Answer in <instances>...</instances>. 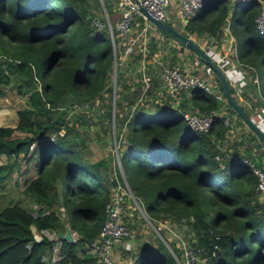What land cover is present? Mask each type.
I'll return each mask as SVG.
<instances>
[{
	"label": "trees",
	"instance_id": "1",
	"mask_svg": "<svg viewBox=\"0 0 264 264\" xmlns=\"http://www.w3.org/2000/svg\"><path fill=\"white\" fill-rule=\"evenodd\" d=\"M103 6L110 19L111 1L103 0ZM203 8L208 13L189 20L185 31L218 41L228 25L242 67L263 70L264 35H258L253 22L258 3L210 0ZM93 20L102 22L103 28L95 30ZM112 67L99 0H0V88L11 85L25 95L26 103L16 110L14 128L0 126V156L7 158L0 175L9 174L10 160L18 155L37 156L36 176L23 181L21 193L41 207L36 215L18 204L0 209V264H45L44 255L52 250L53 237L64 232L65 223L77 238L73 243L58 239L54 264H96L86 245L103 222V207L113 188L108 180L111 170L82 157L78 132L64 117L68 110L85 104L93 107L98 100V109L104 108L102 114L111 121ZM120 87L114 119L116 135L125 128L120 168L148 219L186 225L193 233L188 237L191 244L204 252L215 242L219 258L210 264H264V203L257 200L251 171L231 158L241 155L259 165L248 148L250 143L255 149L259 144L252 135L233 143L226 138L229 128L219 119L205 136L189 130L182 118L187 110L209 114L225 110L237 117L235 112L193 89L191 107L185 99L179 110L155 106L150 114L139 112L128 118L122 102L131 104L130 94L126 84ZM260 87L264 97V83ZM64 96L68 100L63 101ZM149 117L153 121L148 125ZM211 136L230 143L221 162L213 157ZM124 199L126 203L125 195ZM58 202L66 219L53 208ZM32 228L40 234L38 240ZM143 250L142 262L139 257L133 264H176L162 244Z\"/></svg>",
	"mask_w": 264,
	"mask_h": 264
},
{
	"label": "built area",
	"instance_id": "2",
	"mask_svg": "<svg viewBox=\"0 0 264 264\" xmlns=\"http://www.w3.org/2000/svg\"><path fill=\"white\" fill-rule=\"evenodd\" d=\"M99 1L104 11L105 26L113 53V67L108 80V86L111 88L110 123L113 133L111 155L115 158V162L121 170L119 152H122L125 146V128L123 126L117 135L114 128L115 113L117 112L115 104L119 97L118 91L121 89V84H126L128 93L130 94L131 104L128 103L127 105L126 102H122L123 110L128 112V118L139 112H150L155 106L166 110H179L181 103L193 89H198L208 94L221 104H226V102L214 73L204 65L199 66L194 64L190 66L185 64L184 58L181 57L184 54L186 56L187 54L190 55V53L181 49L173 40L163 36L145 15L147 13L150 18L165 22L171 28H173V25H179L178 29L175 30L194 42L197 40L198 42L195 43L204 49L200 40L201 37L187 33L185 27L189 20L195 17L210 0H138V2L134 0H110L112 12L121 15V18L115 21V23L110 21L103 6V0ZM239 1H254L258 3L259 9L253 22L258 35H264V0ZM92 24L97 31L101 30L104 26L98 20H93ZM209 42L212 46L216 44L214 39H210ZM176 49L178 53L175 51L173 52L174 55H178L182 59L179 64L172 57V50ZM229 52L232 53L233 63L226 58ZM214 60L224 73L227 81L231 79L228 73L229 67L235 64L242 66L236 56L233 37L232 43L228 44L223 53ZM195 62L196 64H200L197 60ZM231 86L233 92H230V94L233 98L243 108L245 106L250 108L249 102L244 101L245 103L242 104L238 101L237 98L242 99L240 89L234 83ZM107 96V94H104L103 97L107 98ZM95 102H98V100ZM86 107L87 109L90 108L85 104L76 106L67 112L72 116L75 114L79 115V113L84 114L83 110L85 111ZM182 118L189 130L204 134L205 136L209 135L214 121L219 119L224 127L229 128L226 138L234 136V117L227 111L221 110L209 114L201 113L197 110H187L182 113ZM226 138L210 137L214 151L213 157L218 162H221L223 156L231 150L226 142ZM29 149H32V145ZM231 158L234 162L246 166L251 171L255 179V191L264 197V166L256 165L254 162L242 158L241 155H232ZM221 167L223 166L221 165ZM123 178L122 184L119 182L116 174H113L108 179L113 184V188L110 190L108 200L103 207V222L96 236L86 245L87 255L96 264L129 263V261L123 263L118 258L120 252H115V246L123 240H127V242L123 243L122 248H120L123 255L131 252V244L128 240L130 232L127 224L123 221L122 214L123 207L126 205L123 202L125 200L124 195L127 201H134V197L127 186L124 175ZM136 204L139 207L138 203ZM157 223L160 230L169 235V239H166V241L168 244H173L174 247L170 246L168 250L176 264H210L213 258H219L217 253L219 248L215 242L212 244L210 251L204 252L191 244L189 238L180 234L170 222L162 221ZM71 235L75 241L77 238L75 232L71 231ZM213 237L215 240L218 239L217 236L213 235Z\"/></svg>",
	"mask_w": 264,
	"mask_h": 264
},
{
	"label": "rangeland",
	"instance_id": "3",
	"mask_svg": "<svg viewBox=\"0 0 264 264\" xmlns=\"http://www.w3.org/2000/svg\"><path fill=\"white\" fill-rule=\"evenodd\" d=\"M121 15L119 13L112 12L110 14V21L115 23V21L119 20ZM179 25H173V29H178ZM159 33V32H158ZM195 42H198L195 40ZM177 52L176 50H172V57L176 63L181 62V58H185L186 61H189V58L186 57V54L181 58L178 55H174L173 52ZM264 80V78H263ZM35 81L37 79L35 78ZM9 87L0 88L3 91V95L0 96V108H7L8 105H13V108L17 110V108L26 106L25 103V95L16 93L15 89H10ZM68 96V95H66ZM68 100V97H63V101ZM99 102H95L93 107H90L86 110H83L85 114L83 118L75 119L74 116L70 115L68 112L66 113L64 119L69 118V122L72 123L76 131L78 132L77 148L84 159H87L90 162H101L105 164L110 170V175L116 174L119 177V182L123 183V172L119 169V166L115 162V158L111 155V149L113 146V133H112V125L108 122L107 117L102 114L104 108L98 109ZM47 107V105H45ZM65 108L67 106H64ZM67 111V109H66ZM118 112V110L116 109ZM148 125L152 123L151 117H149ZM16 136V134H15ZM242 141L244 138L242 137ZM32 150V149H30ZM77 150V151H78ZM120 158L123 157V152H119ZM33 155L23 156L22 154L18 155L14 158V162L10 160V172L8 175H0V209L7 205L18 204L20 206L28 209L31 214L36 215V212L41 209L40 205L35 201L25 198L22 196L21 190L23 188V180L28 179V175L24 174L26 171H33V166L37 162V156L32 158V161L29 162V158ZM140 156L136 157L139 158ZM147 157V156H146ZM253 157L254 154H253ZM144 160H146L145 156H142ZM257 162L260 163V157H257ZM147 160L149 158L147 157ZM122 161V160H121ZM7 162V161H6ZM4 162H0L2 164ZM100 163V164H101ZM98 164V165H100ZM120 164V163H119ZM3 166V165H1ZM230 172V171H229ZM33 176V173H32ZM137 201L128 200L126 201V205L123 207V220L127 224L128 230L130 232L129 242L131 244V252L123 255L120 248L124 242L127 240H123L117 246H115V252L119 251L118 258L122 260L123 263L127 261H131L133 263H137L139 261L142 262L143 258L141 257V253L145 250L143 249H156L160 247L162 244L164 249L170 254L168 247L173 246V244H168L166 239H169V235L164 231H161L158 227V223H152L143 211L141 205L137 206ZM139 205V203H138ZM57 213L63 215V218L66 217L65 211L58 202L56 206L53 207ZM174 225L175 229L180 232L184 237H192L193 233L188 230L186 225H178L176 222L171 220H166ZM34 233L36 234L35 238H39L37 235V231L32 228ZM167 236V237H166ZM182 237V236H181ZM172 241V239H170ZM172 243V242H170ZM143 250V251H142ZM141 252V253H140ZM50 254H46L48 257V263L54 264V260L58 259V251L51 250ZM46 260V262H47ZM175 261V260H174ZM176 263V262H175ZM129 264V263H127Z\"/></svg>",
	"mask_w": 264,
	"mask_h": 264
},
{
	"label": "crops",
	"instance_id": "4",
	"mask_svg": "<svg viewBox=\"0 0 264 264\" xmlns=\"http://www.w3.org/2000/svg\"><path fill=\"white\" fill-rule=\"evenodd\" d=\"M231 2H233L232 0H229ZM200 13H208L207 10H205L204 8L201 9V11L198 13V15ZM210 39H214V38H209L208 36L206 35H203L201 37V42L203 44V48L204 50H206L208 52V54L210 56H212L214 59L216 57H218L219 55H221L223 53V50L227 48L228 44L232 43V35L231 33L229 32L228 30V25L223 28V34L222 36L220 37V39L218 41H216L215 39V46L211 45V43L209 42ZM231 52L227 53L226 55V58L229 59V61L231 63L232 62V57H231ZM187 58H189V61H186V59L184 58V61L186 62L185 64L187 65H190V66H193L194 64L195 65H203V64H196V58L190 53L187 54L186 56ZM229 76L231 79L228 80L229 82V90L230 92L232 93L233 92V89H232V86L231 84L234 83V85L240 89L241 91V96H242V99H238V101L242 104H244L245 102H249V104L251 105L250 108H248V106H245L243 109L245 110V112L248 114L249 117H251V119L254 121V123H256V125L264 131V108H262L259 103L257 102V100L255 99L254 95H253V86L252 84L257 88V91H258V94L259 96L262 98V100L264 101V97L262 96V91H261V87H260V84L264 83V69L261 70V71H254L252 69H249L248 67L244 68L242 66H239V65H231L229 67ZM11 86V85H9ZM9 86H4V87H9ZM3 87V88H4ZM10 89H13V87H10ZM232 89V90H231ZM186 101L188 102V104L190 105V107L192 106L191 105V102H190V95L188 93L187 95V98H186ZM245 101V102H244ZM258 103V105H257ZM225 111V110H224ZM152 111L148 112L149 114L151 113ZM233 119H234V126H235V132H234V136H229L228 138L229 139H234L233 140V143L234 142H239L242 137H246L248 135H251V133L249 132V129L241 122H239V120L237 119L236 116L233 115ZM17 124V115H16V109L15 107L13 108V105H8L7 108H4V109H1L0 108V126L1 127H9V128H14ZM232 143V144H233ZM230 143H228V146H229ZM252 144V143H250ZM249 144V145H250ZM251 146V149H252V153L257 156V157H260V163L259 165L261 166H264V152H261L260 151V145L258 148H254L253 147V144L250 145ZM230 147V146H229ZM249 148V147H248ZM241 154V153H240ZM7 161V158L4 157V156H0V162H4L1 165H5ZM32 161V158L31 160H29L28 163H30ZM255 161L257 162V159H255ZM91 163H95V164H100L101 162H91ZM102 165V163H101ZM33 171H29V168H28V171H26L27 175L29 176L28 179H32L36 176V172H37V169L35 167V164L33 166ZM32 173H33V176H32ZM24 174V177L25 175ZM24 181V180H23ZM257 200L258 202L260 203H264V197H261L260 198V194L258 193V196H257ZM56 214H58L56 212ZM63 218V215H59ZM66 219V217L64 218ZM67 226V224L65 223L64 227ZM32 233L34 235V238L36 236V234L34 233L33 229H32ZM37 235L39 236L40 238V234L37 233ZM39 238H35L36 240H38ZM54 243H52V250H57L58 253H59V249H60V243L56 240L53 241ZM46 254H50L49 251L47 250L45 255H44V261L46 262V260L48 259V257L46 256ZM56 261V260H54ZM49 261L47 260V264ZM45 263V264H46ZM132 262L129 260V264H131Z\"/></svg>",
	"mask_w": 264,
	"mask_h": 264
},
{
	"label": "water",
	"instance_id": "5",
	"mask_svg": "<svg viewBox=\"0 0 264 264\" xmlns=\"http://www.w3.org/2000/svg\"><path fill=\"white\" fill-rule=\"evenodd\" d=\"M134 1L138 2V0H134ZM145 15L153 23L156 29L161 34H163V36L173 40L181 49H184L185 51H188L189 53H191L199 63L203 64L204 66L209 68L214 73L215 79L217 83L219 84V87L221 88L222 95L225 99L226 104L231 108L232 111L235 112V114L241 120V122L249 129V132L251 133V135L256 139L257 143L260 145V151L264 152V131L261 130L256 125V123H254L251 117H249L248 114L245 112L243 107L230 94V91L228 88V81L224 73L221 71V69L216 64L214 58L210 56L206 50L199 47L194 41L187 38L179 31L171 28L167 23L154 20L150 18L147 13H145ZM252 86H253L252 88L253 95L255 99L257 100L259 105L262 108H264V101L259 96L257 88L253 84ZM250 145H248L249 148H251ZM261 197H263V195L260 194V198ZM56 239L57 240L60 239L67 243L74 242L73 237L71 235V230L68 226L64 227L63 233H58L56 235Z\"/></svg>",
	"mask_w": 264,
	"mask_h": 264
},
{
	"label": "clouds",
	"instance_id": "6",
	"mask_svg": "<svg viewBox=\"0 0 264 264\" xmlns=\"http://www.w3.org/2000/svg\"><path fill=\"white\" fill-rule=\"evenodd\" d=\"M57 235V234H56ZM53 240H56V242L58 241L57 239H56V236H55V238H53Z\"/></svg>",
	"mask_w": 264,
	"mask_h": 264
}]
</instances>
